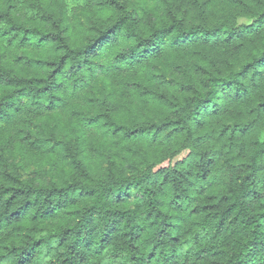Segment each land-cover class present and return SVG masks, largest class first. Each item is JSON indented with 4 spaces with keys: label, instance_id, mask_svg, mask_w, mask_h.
<instances>
[{
    "label": "trees",
    "instance_id": "16d2710c",
    "mask_svg": "<svg viewBox=\"0 0 264 264\" xmlns=\"http://www.w3.org/2000/svg\"><path fill=\"white\" fill-rule=\"evenodd\" d=\"M104 250L264 264V0H0V264Z\"/></svg>",
    "mask_w": 264,
    "mask_h": 264
},
{
    "label": "rangeland",
    "instance_id": "374dc122",
    "mask_svg": "<svg viewBox=\"0 0 264 264\" xmlns=\"http://www.w3.org/2000/svg\"><path fill=\"white\" fill-rule=\"evenodd\" d=\"M99 253L104 255L103 259H101V260L99 259L100 261L99 260H94L90 264H112L110 262L111 260H110V256H109L107 250L101 251ZM97 262H99V263H97Z\"/></svg>",
    "mask_w": 264,
    "mask_h": 264
}]
</instances>
